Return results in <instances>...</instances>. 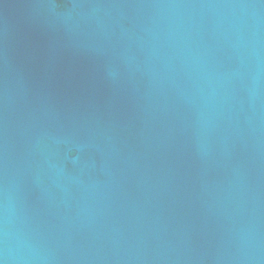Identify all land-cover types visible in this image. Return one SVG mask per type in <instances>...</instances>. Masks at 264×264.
<instances>
[{
  "label": "water",
  "instance_id": "95a60500",
  "mask_svg": "<svg viewBox=\"0 0 264 264\" xmlns=\"http://www.w3.org/2000/svg\"><path fill=\"white\" fill-rule=\"evenodd\" d=\"M0 264H264V0H0Z\"/></svg>",
  "mask_w": 264,
  "mask_h": 264
}]
</instances>
